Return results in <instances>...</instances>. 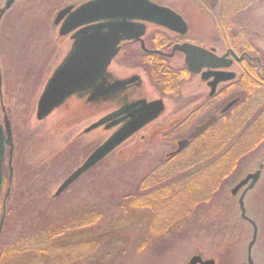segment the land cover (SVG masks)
<instances>
[{
  "label": "rangeland",
  "instance_id": "1",
  "mask_svg": "<svg viewBox=\"0 0 264 264\" xmlns=\"http://www.w3.org/2000/svg\"><path fill=\"white\" fill-rule=\"evenodd\" d=\"M8 1L0 0V11ZM89 1L14 0L0 22V125L4 123L5 109L14 141L12 162L8 148L2 166L0 246L32 238L38 226L53 223L51 228L63 229L74 219L93 213L106 217L85 232L71 234L67 230L61 239L67 249L68 244L93 240L96 249L99 246L97 250L89 246L86 258L72 264H189L198 253L208 258L214 251L227 250L230 241L226 243L224 239L232 234L240 236L243 225L216 224V215L230 201V189L253 165H237L224 183L228 186L224 193L206 197L208 194L200 195L199 191L187 198L180 195V206L162 208V217L157 208L156 212L132 209L128 198L158 166L184 161V157L167 161V155L176 151L177 143L197 125L191 124L187 130L183 127V131L177 127L182 115L193 108L197 79L182 77L178 94L167 95L139 66L140 54L133 57L123 53L114 60L108 76L121 81L136 75L142 89L125 93L123 101L87 103L89 94L75 95L45 120L37 119L40 97L73 45L70 36L59 35L60 26L54 25L56 16L66 7L77 8ZM151 1L180 14L189 26L186 40L196 46L214 48L222 55L232 46L240 48L241 43L238 52L246 51L264 62V0ZM155 30L150 26L148 33ZM130 49L136 53L138 48ZM167 65L176 70L185 68L181 56ZM125 99L128 103L163 100L165 112L56 197L63 182L119 126L110 130L102 127L89 134L84 131L119 109ZM125 208L129 209L124 211ZM8 260L6 257L3 263L28 264ZM40 264H68V254Z\"/></svg>",
  "mask_w": 264,
  "mask_h": 264
},
{
  "label": "water",
  "instance_id": "2",
  "mask_svg": "<svg viewBox=\"0 0 264 264\" xmlns=\"http://www.w3.org/2000/svg\"><path fill=\"white\" fill-rule=\"evenodd\" d=\"M13 3L14 0H9L0 11V22ZM143 23L162 26L182 35L188 33V26L178 13L150 0H91L77 8L70 6L61 10L57 14L54 24L60 26L59 35L61 37L71 35L74 43L67 57L54 71L40 97L37 119L45 120L71 97L83 94L90 89L96 90V93H93L91 97L93 101L135 84L139 80L138 76L107 86L105 76L113 60L119 54L123 42H141L143 50L150 52L145 48L142 39L146 33V26ZM176 52L185 55L187 69L193 74H199L204 68L220 69L225 67L224 62L230 53L218 57L213 50H206L192 44H182L175 46L173 52L166 56L173 57ZM210 76V74H206L203 77L209 79ZM234 77V74L218 73L214 85ZM234 103L228 105L224 112H227ZM3 111L5 113L4 123L0 125V191L3 183L2 166L6 147L10 148V163L14 153L11 122L5 109ZM164 112L163 100L152 102L139 100L125 105L88 127L84 131L85 134L102 126H105L106 130L118 126L119 129L63 182L55 196H60L86 172L116 151L136 133L157 120ZM216 120V117H212L203 126L197 128L191 138L200 136ZM188 144V141H179L176 153L183 151ZM259 174L258 172L240 182L234 189V193H237L250 179H253L251 185L253 186L259 178ZM3 221L4 219L1 224ZM189 264H214V262L202 261L200 257H193Z\"/></svg>",
  "mask_w": 264,
  "mask_h": 264
},
{
  "label": "flooded vegetation",
  "instance_id": "3",
  "mask_svg": "<svg viewBox=\"0 0 264 264\" xmlns=\"http://www.w3.org/2000/svg\"><path fill=\"white\" fill-rule=\"evenodd\" d=\"M150 26L156 29L155 32L148 33V28ZM157 32L159 33L155 34ZM188 33L182 35L164 27L146 24V33L142 39L145 43V48L150 52L143 50L141 42H123L119 55L127 53L131 56L134 51L130 48L137 47V52H134V55L140 54V56L159 57L160 60L158 61L162 64H167L177 56H181L185 63V55L183 53L176 52L173 57H167L166 55H170L177 45H196L186 40ZM166 38H168L169 41H167ZM202 48L213 50L218 57H222L228 52L230 53L224 62L225 67L220 69L204 68L199 74H193L187 69L185 64V68L183 69L189 72L187 76H192L198 81L196 85L198 93L194 96L193 108L185 115H182L179 121H177V127H181L183 131L184 129L187 130L191 124L196 123L197 125L192 132H188L183 139L180 140L188 141V146L179 153H176V150L168 154L167 161L175 158L184 157L185 159L190 157L185 154L187 149H189L192 144L198 143L202 139L210 136V132L224 119L227 125L233 124L236 130L240 132L234 139L230 133L228 134L226 140L228 145L238 144L240 141L241 144H245L247 142L249 130H253L255 134L258 135V139L255 148L251 150V153L242 155V163L239 164L242 168L250 164L253 165L254 168L230 189V201L226 202V207L223 211L216 215V224L236 225L238 223L237 225H243V233H241L240 236L232 234L224 239L226 243L230 241V243L228 242L227 250L214 251L208 258L203 253H198L193 257H200L202 261H213L214 264H264V62L260 57L252 56L246 51L238 52L233 48H228L222 55L218 54L217 50L214 48ZM138 61L141 62V59H138ZM139 66H141V63H139ZM218 73L234 74L235 77L231 80L219 82L214 85ZM206 74L211 75L209 79L203 77ZM132 77L133 76L125 80ZM117 82L120 81L111 79L107 72L105 76L106 85L109 86ZM142 88L141 79L139 78L135 84L112 92L108 96L98 100H91L93 93H96L94 89L83 92V94H89L86 100L87 103L108 99H120L119 101H123L125 93H130L133 89L140 90ZM232 103H234L233 106L227 112H224L225 108ZM127 104L129 103L125 99L120 108ZM212 117H216V122L200 136L192 139L191 136L196 129L203 126ZM228 132H230V130H228ZM240 136H242V140H238ZM258 172L260 173L259 178L253 186H251L253 179H250L237 193H234V189L240 182ZM227 188V185L219 186L215 191L211 192V195L214 196L224 193L227 191ZM211 204H213V202H211ZM239 239L241 241L242 239L244 240L241 247H239ZM233 242H236V244L234 245Z\"/></svg>",
  "mask_w": 264,
  "mask_h": 264
},
{
  "label": "trees",
  "instance_id": "4",
  "mask_svg": "<svg viewBox=\"0 0 264 264\" xmlns=\"http://www.w3.org/2000/svg\"><path fill=\"white\" fill-rule=\"evenodd\" d=\"M166 40L169 41L168 38ZM241 45L243 44L240 43V48ZM232 48L240 49L236 46ZM131 56L137 57L136 54ZM137 58L141 59L140 67L148 74L153 85L159 89L163 88L167 95L178 94L179 80L189 73L186 69L176 70L167 64L159 63V57L141 55ZM214 130L210 132V136L187 149L185 154L190 157L185 158L183 162L180 160L166 162L154 169L153 174L143 182L137 193L128 197L130 207L137 210L149 209L152 212H156L157 208L158 216L162 217L165 215L160 213L162 208L180 206L178 201L180 195L187 198L190 194L200 191V195L206 193L208 194L206 197H209L212 191L224 185L228 178H231L237 165L242 163V155L251 153L255 148L258 135L253 130H249L245 144H241L240 141L238 144L228 145L226 142L228 134L230 133L234 139L240 134L239 130H236L233 124L227 125L225 119ZM238 140H242V136ZM1 208L0 202V217ZM128 209L125 208L124 211ZM105 217L92 213L83 219H74L67 228L63 229L51 228L53 223H49L47 227L38 226L32 238H24L15 245L8 243L5 247L0 246V264H4L3 260L6 257L9 260H21L28 264H40L51 259L58 260L67 254L68 264L82 261L91 246L96 249L95 241L71 243L68 244L67 249L61 241L65 231L68 230L71 234L85 232L98 226L97 224L102 223Z\"/></svg>",
  "mask_w": 264,
  "mask_h": 264
}]
</instances>
